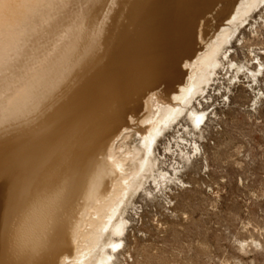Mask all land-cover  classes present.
<instances>
[{
    "label": "rangeland",
    "instance_id": "obj_1",
    "mask_svg": "<svg viewBox=\"0 0 264 264\" xmlns=\"http://www.w3.org/2000/svg\"><path fill=\"white\" fill-rule=\"evenodd\" d=\"M261 6L238 25L218 75L195 99L194 108L204 109L207 119L197 128L185 112L155 140L156 170L172 173V180L160 187L149 178L147 189L153 194L140 190L133 196L115 264H264V3ZM121 11L115 14L118 20ZM96 14L91 11L89 20L84 19L80 35L58 53L62 55L44 79L31 85L12 81L4 91L19 102L5 118L0 115L3 264H10V243L17 242L22 230L42 226L47 231L58 208L85 191L72 180L78 179L74 176L81 173L82 156L100 124L81 108L86 100L63 94L61 81L74 68L84 78L78 80L83 82L79 92L112 89L110 49L117 34L111 35L108 22L92 32ZM64 53L75 60L65 65ZM108 97L105 94L101 105H109ZM52 132L57 140L41 151L37 143ZM139 142L134 135L130 145ZM19 206L25 210L17 218ZM63 217L59 224L68 228L73 220L70 214ZM25 260L16 257L15 264Z\"/></svg>",
    "mask_w": 264,
    "mask_h": 264
},
{
    "label": "bare ground",
    "instance_id": "obj_2",
    "mask_svg": "<svg viewBox=\"0 0 264 264\" xmlns=\"http://www.w3.org/2000/svg\"><path fill=\"white\" fill-rule=\"evenodd\" d=\"M127 1L0 0V115L4 118L19 102L5 94L7 85L17 80L31 85L44 79L57 63L58 55H62L58 53L80 35L91 11L97 13L92 32L101 31L108 22L113 29L111 35L117 34L110 49V69L114 74L111 90L79 92L83 82L78 80L84 78L74 68L61 81L63 94L69 98L75 95L81 102L86 100L81 108L100 124L94 125L98 135L82 156L81 173L74 176L78 179L72 180L85 191L72 203L58 208L47 231L42 226L22 230L17 242L10 243V264H15L16 257L20 262H30L25 260L23 264H115L128 224L126 208L133 196L140 190L153 194L147 189L149 178L160 187L162 182L172 180V173L156 170L159 157L153 148L155 140L185 112L194 126L202 125L207 114L204 109L194 108L195 99L203 96L221 68L227 53L224 50L238 25L264 3ZM120 10L118 20L119 13L115 14ZM64 55L66 59L63 56L61 62L65 65L75 60L69 53ZM256 71H252L254 75ZM121 84L125 85L123 89ZM105 94L112 98L109 105H101L106 101ZM192 104L194 109L190 108ZM134 135L140 142L132 146ZM56 140L57 133L52 132L37 144L41 151L49 150ZM30 201L24 202L25 209ZM23 206L16 209L17 218L24 212ZM69 214L73 221L66 228L59 221ZM5 230L6 226L0 224V264L4 261ZM24 239L28 245L21 244ZM21 246L25 250H19Z\"/></svg>",
    "mask_w": 264,
    "mask_h": 264
}]
</instances>
